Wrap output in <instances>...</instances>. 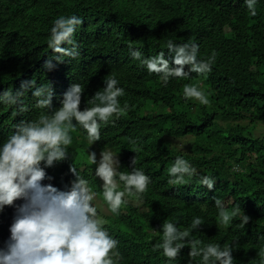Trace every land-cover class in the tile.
Masks as SVG:
<instances>
[{
    "label": "trees",
    "instance_id": "trees-1",
    "mask_svg": "<svg viewBox=\"0 0 264 264\" xmlns=\"http://www.w3.org/2000/svg\"><path fill=\"white\" fill-rule=\"evenodd\" d=\"M256 11L251 16L244 0H0V94L9 88L23 91L26 108L21 112L19 105L0 101V145L16 125L39 111L33 107L34 89H22V83L35 80L39 87L50 81L55 92L53 109L60 107L72 83H80L85 89L83 110L84 101L104 87L103 77L113 73L126 93L119 98L120 105L127 102L130 110L103 127L95 144L118 156L119 171L130 172L136 157L134 167L151 178L143 200L125 197L129 202L119 215L110 210L105 214L95 206L103 227L119 241L123 257L119 264H200L201 257L190 260L188 247L171 262L162 250H152L162 238L165 219L178 220L177 226L184 230L195 217L204 225L192 235L203 245L227 243L233 246L234 264H261L257 253L264 247V130L259 126L264 124V0H257ZM73 14L83 19L74 36L81 55L64 57L63 62L53 59L54 67L44 68L46 60L59 55L47 46L54 20ZM169 39L198 44V59L216 53L207 78L190 73L189 78H170L165 86L130 56L131 44L145 58L163 50L171 62L173 54L166 49ZM186 84L203 90L210 104L186 101ZM72 132L87 140L83 129ZM80 145L74 140L69 146L72 159L45 169L51 179L43 183L69 190L73 162L104 201L96 166ZM177 156L197 169L188 186L167 182V169ZM204 175L216 180L213 190L199 184ZM213 197L229 211L239 205L250 217L249 223L241 227L237 217L228 227L218 225ZM15 211L6 206L0 212V248L10 236Z\"/></svg>",
    "mask_w": 264,
    "mask_h": 264
},
{
    "label": "clouds",
    "instance_id": "clouds-1",
    "mask_svg": "<svg viewBox=\"0 0 264 264\" xmlns=\"http://www.w3.org/2000/svg\"><path fill=\"white\" fill-rule=\"evenodd\" d=\"M244 3L249 14L255 17L257 0H244ZM82 24L83 19L75 14L61 15L54 20L47 46L59 55L46 60L44 68L51 70L53 59L63 62L64 57L76 59L81 55L74 36ZM62 44L68 47H61ZM129 49L131 58L146 67L149 74H156L165 86L170 78H189L190 73L207 78L216 62L215 52L206 60L198 59L199 45L195 42L178 44L169 39L166 49L173 54L171 62L165 58L163 50L145 58L141 51L132 50L131 44ZM185 66H189L188 71ZM119 83L115 74L108 73L103 77L104 87L84 101L83 110L81 103L85 89L80 83L70 85L63 93L60 107L55 109V92L50 81L39 87L35 86V80L22 83V89H34L33 107L39 111L34 118L16 125L15 131L0 145V212L6 206L16 209L9 228L10 236L0 248V264H119L123 259L118 250L119 241L103 227L104 221L93 204L97 193L73 162L69 171L74 179L69 190L61 191L43 183L45 179H51L46 168L71 158V131L83 129L91 146L101 140L103 127L127 115L130 106L127 102L123 107L120 105L119 98L126 93ZM23 95V91L13 92L9 88L0 94V101L10 106L19 105L23 112L26 111L21 99ZM183 95L186 101L194 99L204 106L210 104L208 96L197 86L184 85ZM107 149L101 150L99 161L95 152H89L88 161L96 166L95 176L103 182V199L110 212L119 215L122 205L129 202L126 196L143 200L151 178L134 167L136 157L131 162L130 172L119 171L118 156ZM167 173L169 185L188 186L197 169L188 160L177 156ZM215 183L216 180L208 175L199 180V184L208 190H213ZM213 199L218 209V225L228 227L237 217H240L241 227L249 223L250 217L244 211L242 213L239 205L229 211L218 197ZM17 200L23 203L16 205ZM178 223V220L163 221L162 238L153 244V251L162 250L163 256L171 262L188 247L190 260L201 257L200 264H234L232 245H203L192 235L193 230L204 225L201 218H193L190 228L184 230L177 226ZM257 255L262 257L261 264H264V247Z\"/></svg>",
    "mask_w": 264,
    "mask_h": 264
},
{
    "label": "rangeland",
    "instance_id": "rangeland-1",
    "mask_svg": "<svg viewBox=\"0 0 264 264\" xmlns=\"http://www.w3.org/2000/svg\"><path fill=\"white\" fill-rule=\"evenodd\" d=\"M260 126V128H261V130H264V124H260L259 125ZM70 135L72 136V142L74 143V140H77L78 142H79V144H81L80 145V147L85 151V152H87V153H89L88 151L89 150H94V151H98V161H99V158H100V152L101 151H99V149H102V148H99V146L98 145H96L95 143L93 144V145H89L88 144V141L86 140V141H84V138L81 136V135H78L77 133H73L72 131L70 132ZM77 136V137H76ZM176 142V141H175ZM73 143H72V145H73ZM180 145L182 146V147H185V141L184 140H180ZM107 150H109V151H111L114 155H116L112 150H110V149H107ZM88 155V154H87ZM103 183V182H102ZM127 198H129L128 196H126ZM130 201H132V202H134L135 203V200H133L132 198L130 199ZM93 204L95 205V206H97V208L101 211V212H103V213H109V209H108V207H107V205L105 204V202L100 198V197H98L97 195H96V197H95V199H94V201H93Z\"/></svg>",
    "mask_w": 264,
    "mask_h": 264
}]
</instances>
